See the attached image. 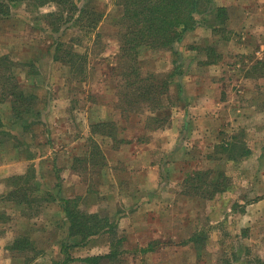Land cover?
<instances>
[{
  "label": "rangeland",
  "instance_id": "rangeland-1",
  "mask_svg": "<svg viewBox=\"0 0 264 264\" xmlns=\"http://www.w3.org/2000/svg\"><path fill=\"white\" fill-rule=\"evenodd\" d=\"M218 2L229 4L227 20L198 15L173 49L142 48V75L173 73L162 121L147 124V105L133 111L124 97L123 0H80L103 14L96 40L73 21L55 31V2L23 1L0 18V55L36 96L25 118L0 103V264H62L65 253L105 249L99 264H264V0ZM242 4L255 11L247 20ZM72 36L84 56L76 71L54 58L56 40ZM104 121L115 138L92 133ZM58 188L109 217L112 233L62 252L66 219L46 194ZM24 238L26 249L13 248Z\"/></svg>",
  "mask_w": 264,
  "mask_h": 264
},
{
  "label": "trees",
  "instance_id": "trees-1",
  "mask_svg": "<svg viewBox=\"0 0 264 264\" xmlns=\"http://www.w3.org/2000/svg\"><path fill=\"white\" fill-rule=\"evenodd\" d=\"M23 1L34 2L37 5L55 2L58 5V10L48 14L49 17L57 19L53 22L56 25L55 31H60L63 21H73L72 23L80 29L86 30L85 35H92L94 40L100 36L97 33L95 36L93 34L103 14L88 5L81 6L80 0H0V18L9 17L12 14V6ZM123 7L124 13L121 16L123 31L119 58L120 60L124 59V64L120 68L124 79H126L123 83L124 87L129 89L124 96L126 97V104L133 111L140 109L142 104L147 105L152 114L148 115L146 124L148 120L151 123H160L163 119L160 114L167 106L163 101V96L168 91L173 73L170 78L156 74L142 75L143 70L138 59L142 48L173 49L176 43L184 39L188 31L201 23L202 19L198 18V15H211L214 20L224 17L223 21H225L227 9L215 7L214 0H123ZM217 26L212 24L214 29ZM78 39V36H72L68 41L58 38L55 42L54 58L65 61L74 71L79 70L83 62V54L70 49L71 44L80 43L77 41ZM209 50L211 51L213 48ZM209 50L208 53H210ZM209 55L211 57V54H208V57ZM10 62H12L10 56L0 55V103H11L15 119L25 118L33 114V111L31 112L32 102L35 101L36 96L20 86L19 77L12 71L11 67L14 66L13 64L10 65ZM25 122L27 121H23L22 126L28 128ZM3 126L4 121L0 113V138L6 135ZM116 131L117 126L114 121L92 124L93 134L101 133L115 138ZM1 142L3 143V140L0 141V144H2ZM25 143L27 142L23 140L20 145ZM98 149L99 146H95V154H90V151L85 156L86 159L95 160L100 151ZM32 201L21 199L18 202L28 203L31 206ZM76 202L74 198H67L62 202L70 222L71 235H80L85 239L103 230L113 231V222L110 221L109 217L79 209ZM15 247L26 248L27 242L18 241ZM103 257L91 256L86 261L96 262ZM107 257H111V254H108Z\"/></svg>",
  "mask_w": 264,
  "mask_h": 264
},
{
  "label": "crops",
  "instance_id": "crops-1",
  "mask_svg": "<svg viewBox=\"0 0 264 264\" xmlns=\"http://www.w3.org/2000/svg\"><path fill=\"white\" fill-rule=\"evenodd\" d=\"M229 4H224V3H220V2H218V0H214V6L215 7H225L227 10H229L228 8H229V6H228ZM13 7V6H12ZM247 10V8H246V6H245V4H242V8H241V10H240V16H241V18L243 19V20H247L248 19V15L251 13V15H254V12L255 11H246ZM228 18V17H227ZM227 20V19H226ZM229 20V19H228ZM199 25V24H198ZM197 28V27H196ZM196 28H194V29H192V30H190V31H188L186 34H185V36H184V39L189 35V34H191V32H193ZM225 39L227 38V39H230V38H228V37H224ZM183 41V40H182ZM181 41V42H182ZM56 44V43H55ZM212 44V43H211ZM206 54V53H205ZM206 57H207V59H208V55L206 54ZM209 64H216L217 62L216 61H213V62H208ZM20 175H22V174H20ZM56 185H59V183L58 184H56ZM81 185H79L78 184V190L81 188L80 187ZM60 188H58V191L56 192L57 193V195L58 196H56V194H55V192H53V191H50V190H46V194H47V196H52L53 198V201H55V202H57V204H58V206H59V208H60V210H61V212H63L64 213V216H65V224H64V226L66 227L65 229H64V234H63V238L58 242V245L57 246H59V245H61V251L62 252H64V250L65 249H67L69 246H73V247H75V246H82V249L83 248H85V247H89L90 245H93V246H95V244L96 243H94V242H97L98 240H95V239H99L100 237H103L105 234H111L112 233V231H109V230H103V231H101V232H99V233H97V234H95V235H92V236H90V237H87V238H85V239H83L82 238V236H80V235H71L70 234V222H69V220H68V218H67V216H66V214H65V211H64V209H63V206H62V202H63V200L64 199H67V198H74V199H77V197H79V195L78 196H64V195H61L60 193ZM80 192H81V190H80ZM54 194H55V196H54ZM89 212H92V213H100L99 211H89ZM25 239V241L27 242V245L29 246V243H30V240L29 239H26V238H24ZM58 240V239H57ZM93 240V242H91ZM90 242V243H89ZM56 243V242H55ZM109 243H112V241H111V239H110V242H108V244ZM31 244H32V242H31ZM97 246H99V245H97ZM112 246V245H111ZM13 248H16L15 246L13 247ZM27 248V247H26ZM26 248H16V249H26ZM94 248V247H93ZM113 248V247H112ZM106 250V249H105ZM104 250V251H105ZM92 252L93 253V255H88V256H80V257H73V256H70V255H67L65 252V257L62 259V264H82V263H85V264H89V263H93V264H99V262H90V261H86V259L88 258V257H91V256H104L105 258H109V257H107L108 256V254H111V252L110 251H105V252ZM103 257V258H104ZM41 258V257H40ZM42 261H45V259H47L46 258V256H42ZM55 259H58V261H60V257H58V258H55ZM74 262V263H73Z\"/></svg>",
  "mask_w": 264,
  "mask_h": 264
}]
</instances>
